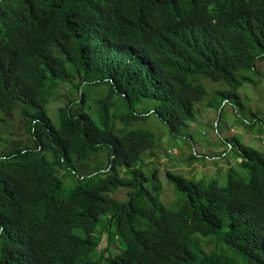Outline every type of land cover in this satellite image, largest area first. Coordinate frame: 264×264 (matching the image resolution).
<instances>
[{
	"label": "trees",
	"instance_id": "obj_1",
	"mask_svg": "<svg viewBox=\"0 0 264 264\" xmlns=\"http://www.w3.org/2000/svg\"><path fill=\"white\" fill-rule=\"evenodd\" d=\"M263 60L264 0H0V111L17 110L35 142L0 155V264H237L216 251L221 243L248 264H264L263 152L237 140L232 149L249 180L230 168L225 187L167 172L182 193L168 207L156 171L151 188L143 186L150 177L141 154L153 149V134L113 125L148 118L133 108L153 99L151 113L177 135L205 97L190 80L198 76L229 88L218 92L220 113L225 101L243 109L236 91L257 83L242 73H258ZM77 77L79 94L84 83L108 87L100 124L82 110V93L58 105L55 126L46 107ZM112 95L127 113L111 114ZM102 151L106 167L78 169L77 160L98 162ZM62 168L80 179L67 194ZM119 188L126 200L111 195ZM194 235L217 245L206 242L205 252ZM116 241L123 248L106 255Z\"/></svg>",
	"mask_w": 264,
	"mask_h": 264
},
{
	"label": "rangeland",
	"instance_id": "obj_2",
	"mask_svg": "<svg viewBox=\"0 0 264 264\" xmlns=\"http://www.w3.org/2000/svg\"><path fill=\"white\" fill-rule=\"evenodd\" d=\"M258 69V73H242L249 75L257 83L256 85L243 84L236 91L245 108L235 110L234 106L225 101L221 113L215 109L220 102L218 92L227 91L229 88L206 77L198 76L200 78H197L196 82L193 80L196 77H191L190 80L193 83L205 87L206 94L202 102L197 103L194 107V119L182 128L177 135H172L167 125L151 113L157 105V101L153 99L142 100L133 108L136 113L150 111L148 118L127 125L120 119L113 121L116 130H148L153 134V149L141 154V163H144L142 169L145 175L150 177L148 183L144 181L143 186L148 190L151 188L150 181L153 178L149 174L156 171L162 187L160 199L166 206H174L182 197V193L175 183L168 180L167 172H173L193 182L216 181L219 187H225L227 184L226 174H228L230 168H234L241 178L249 180L247 171L241 169L238 165L236 149H232V147L235 146L238 140L239 143L264 153V132H261V122L264 121V60L259 64ZM79 82L80 79L77 77L76 81L73 82L72 91L69 90L71 89L69 84L60 86L59 94H62V96L68 94L67 99L62 100L60 98L62 96H55L46 107V113L55 126L58 125L56 117L58 105L65 106L70 100L76 101L82 97V93L85 96V104L82 110L88 113L97 124H100L99 101L107 95L108 87L106 85L89 87L84 83L79 94L75 88ZM60 100L62 102L59 103ZM111 101L113 104L111 114L120 116L128 112L127 106L118 95H112ZM76 103L73 102L71 108L77 110ZM210 104L213 107H210ZM254 121H256L255 124H253ZM24 129L22 118L17 110L12 113L0 111V155L19 148H35L34 139ZM227 139H229L232 146L227 144ZM169 153L173 155H168ZM97 155L99 156L98 162L95 158L77 160L78 169L80 170L81 166L86 171L106 167L108 152L102 151ZM191 156L194 159L189 160ZM46 157L48 160L52 159L49 153L46 154ZM60 172H67L68 174L64 181L63 190V194H67L69 189L77 184L80 179L77 175L71 176L67 169L62 168ZM119 174L124 176L121 169ZM111 195L118 201L126 200L127 189L119 188ZM146 199L141 198L140 202L147 203ZM103 220H105V216H103ZM100 227L101 225L98 226V229ZM107 238L106 233L103 236L102 244L98 248L99 250L107 245ZM194 239L205 252H208L206 242L217 245L215 237L203 238L194 235ZM208 247H211L210 243H208ZM109 248L106 255L119 253L123 245L121 242L116 241ZM216 251L231 256L237 264H248L245 259L232 255L222 243L218 244Z\"/></svg>",
	"mask_w": 264,
	"mask_h": 264
}]
</instances>
